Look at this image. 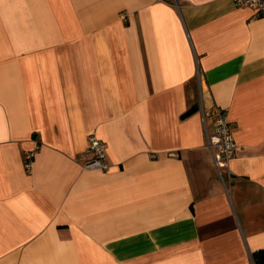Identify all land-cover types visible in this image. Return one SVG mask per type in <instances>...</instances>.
Here are the masks:
<instances>
[{
  "label": "crops",
  "instance_id": "0c3cea01",
  "mask_svg": "<svg viewBox=\"0 0 264 264\" xmlns=\"http://www.w3.org/2000/svg\"><path fill=\"white\" fill-rule=\"evenodd\" d=\"M215 108L237 144L225 184L205 132ZM90 134L107 170L82 166ZM258 251L264 16L232 0H0V264H258Z\"/></svg>",
  "mask_w": 264,
  "mask_h": 264
},
{
  "label": "built area",
  "instance_id": "2783aa9c",
  "mask_svg": "<svg viewBox=\"0 0 264 264\" xmlns=\"http://www.w3.org/2000/svg\"><path fill=\"white\" fill-rule=\"evenodd\" d=\"M234 6L247 8L256 16H264V0H232ZM213 127L208 130L205 126L207 146L210 149L214 164L218 171L221 181L225 184L226 180L232 176L230 161L236 152V142L233 136L231 121L226 109L215 108L213 112ZM35 150L24 152V165L27 172H31ZM84 168H99L107 170L106 146L95 135L88 136V145L82 154Z\"/></svg>",
  "mask_w": 264,
  "mask_h": 264
},
{
  "label": "trees",
  "instance_id": "16d2710c",
  "mask_svg": "<svg viewBox=\"0 0 264 264\" xmlns=\"http://www.w3.org/2000/svg\"><path fill=\"white\" fill-rule=\"evenodd\" d=\"M198 108L196 103L189 106V108L181 115L182 117L188 116L193 113ZM253 257L256 263L261 264L264 263V254L261 251L253 253Z\"/></svg>",
  "mask_w": 264,
  "mask_h": 264
}]
</instances>
